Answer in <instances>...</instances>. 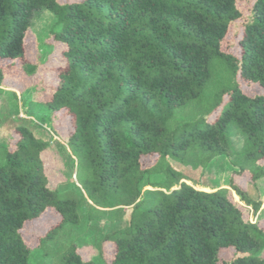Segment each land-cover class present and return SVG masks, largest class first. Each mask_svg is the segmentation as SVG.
I'll return each instance as SVG.
<instances>
[{"label":"trees","instance_id":"1","mask_svg":"<svg viewBox=\"0 0 264 264\" xmlns=\"http://www.w3.org/2000/svg\"><path fill=\"white\" fill-rule=\"evenodd\" d=\"M46 11L54 51L33 63L26 37ZM10 81L41 96L0 145V264H29L67 227L123 221L130 208L125 229L99 235L95 257L70 242L58 264H264V219L247 220L232 193L257 213L262 198L188 173L227 157L264 181V0H0V98L16 96ZM37 106L72 119L59 146L75 172L67 187L49 186L51 144L28 119ZM49 212L59 222L44 235L24 232Z\"/></svg>","mask_w":264,"mask_h":264},{"label":"rangeland","instance_id":"2","mask_svg":"<svg viewBox=\"0 0 264 264\" xmlns=\"http://www.w3.org/2000/svg\"><path fill=\"white\" fill-rule=\"evenodd\" d=\"M71 2L81 0H70ZM250 4L254 0H248ZM54 16L50 12H43L35 16L33 20V26L27 33L26 37V56L29 61L43 62L46 64L49 60V55L53 53V46L47 44L45 38L47 37L52 24L54 23ZM237 53L238 51L235 50ZM46 61V62H44ZM50 64V63H49ZM39 74V72H38ZM40 77L38 76V79ZM53 76H50L47 80H53ZM25 82H8L7 90L13 91L16 96L12 94L4 95L0 98V115L5 120V126L0 129V145L5 144L11 135L13 128V121L18 118H26L24 115L23 103L27 102L31 95L33 98H40L41 95L33 91L30 87L26 86ZM252 94L256 93V88H248L243 85ZM34 117L28 118L33 124L39 126L36 130L38 136L44 141L49 142L51 145L50 150L43 153L42 158L45 165V171L49 180V186L55 190L61 187H67L68 179L75 172L72 171L68 158L64 151L60 149V145H68V139L73 132V122L70 117L63 119L57 118L46 107L37 106L34 108ZM233 146L235 151H241L243 147L242 138H233ZM238 167L233 163L232 158L219 157L211 162V164L205 169H189L188 173L191 178L196 182H203L210 187H219L231 189L230 185L233 183L241 188L246 196L255 202H260L262 198V205L260 212H255L252 207H246L244 202L240 201V198L236 193H232V198L236 202H240L241 206L245 209L246 219L255 223L258 218L264 219V181L257 184H253L248 178L243 177L238 172ZM74 172V173H73ZM150 182L156 183L161 180L160 177H151ZM152 190L147 187L144 192ZM147 199L154 198L153 195L145 193ZM132 213V208L128 209L127 215L123 221H117L111 223L107 220H101L99 222H91L85 225L84 223L78 227H67L62 231L51 243H49V252H43L38 249H34L31 255L29 264H58L56 259V252L58 248L70 242H75L80 249V252L84 258L89 259L95 257V251L93 246L96 245L101 234H110L115 231L123 230L127 227V221ZM263 221V220H262ZM59 222L57 214L49 212L44 217L30 222L24 228L26 234H32L34 236L44 235L51 227ZM232 253H226L225 258L227 261L231 260Z\"/></svg>","mask_w":264,"mask_h":264}]
</instances>
